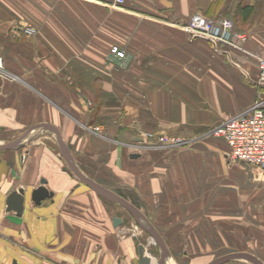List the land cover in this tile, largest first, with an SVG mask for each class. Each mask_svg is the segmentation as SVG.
Returning <instances> with one entry per match:
<instances>
[{
	"label": "crops",
	"instance_id": "crops-1",
	"mask_svg": "<svg viewBox=\"0 0 264 264\" xmlns=\"http://www.w3.org/2000/svg\"><path fill=\"white\" fill-rule=\"evenodd\" d=\"M240 5L250 13L236 15ZM197 12L231 19L244 38L192 36ZM114 44L125 60L111 58ZM0 52V145L16 142L0 148V264H140V246L159 264L151 232L75 165L143 214L165 264L234 252L264 262V171L207 138L264 100V0H0ZM146 132L185 143L159 145ZM41 185L53 197L36 204ZM19 188L21 213L7 201Z\"/></svg>",
	"mask_w": 264,
	"mask_h": 264
},
{
	"label": "built area",
	"instance_id": "built-area-1",
	"mask_svg": "<svg viewBox=\"0 0 264 264\" xmlns=\"http://www.w3.org/2000/svg\"><path fill=\"white\" fill-rule=\"evenodd\" d=\"M114 5L121 7L133 4L135 0H113ZM186 30L192 36H204L214 44L229 43L235 37L244 38L233 28L229 18H214L203 13H195L186 24ZM25 31L35 34L37 28L27 25ZM112 59L123 61L127 58V50L118 44L110 49ZM259 80L264 84V54L257 57ZM6 76V60L0 52V77ZM213 134L223 137L229 145L230 157L235 161L259 166L264 171V100H257L246 112L223 120L213 130ZM146 139H154L159 145H180L184 140L177 136L156 135L146 132Z\"/></svg>",
	"mask_w": 264,
	"mask_h": 264
},
{
	"label": "water",
	"instance_id": "water-1",
	"mask_svg": "<svg viewBox=\"0 0 264 264\" xmlns=\"http://www.w3.org/2000/svg\"><path fill=\"white\" fill-rule=\"evenodd\" d=\"M45 126V125H41ZM62 149L64 153L69 152V148L67 145L61 140ZM16 144V142H12L9 144L0 145V148H9ZM135 156L137 154H134ZM74 164V163H73ZM75 170L78 172V174L81 176L83 180L87 184H89L91 187L102 193L103 195L107 196L108 198L120 202L123 204L131 213L132 215L137 219L138 222L142 223L147 230H149L152 234L151 241L158 242L162 248L164 249V252L162 254L161 261L159 264H165V259L169 255L167 250L165 249L164 242L162 238L159 236L155 228L152 226V224L147 221L143 220L144 218L143 214L130 202L116 194L115 192L103 187L101 184L97 183L93 179L87 177L85 174L81 172V170L75 165ZM42 183H46V180H43ZM49 197H53V192L49 190L45 185H41L37 188H35L32 192V200L36 204H41V202ZM8 210L14 209L18 213H21L25 208V189L19 188L11 192V194L8 197ZM115 224L119 225L122 222V219L119 217L114 218ZM140 264H152L151 263V256L148 254H145L144 246H140ZM237 260H247L253 264H264V262L256 255L248 252H234L227 255H224L222 257H219L209 264H222L229 262L230 264H240Z\"/></svg>",
	"mask_w": 264,
	"mask_h": 264
},
{
	"label": "rangeland",
	"instance_id": "rangeland-1",
	"mask_svg": "<svg viewBox=\"0 0 264 264\" xmlns=\"http://www.w3.org/2000/svg\"><path fill=\"white\" fill-rule=\"evenodd\" d=\"M113 2H114V1H113ZM209 17H210V16H209ZM29 25H30V24H29ZM36 33H37V32H36ZM36 33H35V34H36ZM35 34H34V35H35ZM5 60H6V59H5ZM216 126H217V125H216ZM216 126H215V127H216ZM215 127H213V128L210 129L207 138H209L211 135H212V136L214 135L212 130H213ZM151 133H154V134H156V135H164V134H166V135H168V136H175V135H171V134H167V133H160V134H159V133H155V132H151ZM177 137H179V136H177ZM179 138H180V137H179ZM183 140H184V139H183ZM185 141H187V140H185ZM183 143H185V142H183ZM215 255H216V254H211V253L208 254L209 258H212V257H214Z\"/></svg>",
	"mask_w": 264,
	"mask_h": 264
},
{
	"label": "trees",
	"instance_id": "trees-1",
	"mask_svg": "<svg viewBox=\"0 0 264 264\" xmlns=\"http://www.w3.org/2000/svg\"><path fill=\"white\" fill-rule=\"evenodd\" d=\"M240 13H243V14L247 15L248 13H250V8L249 7H244V6L240 5L237 8L236 15L237 14L239 15Z\"/></svg>",
	"mask_w": 264,
	"mask_h": 264
}]
</instances>
